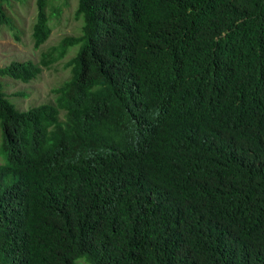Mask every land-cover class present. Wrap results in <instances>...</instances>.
Masks as SVG:
<instances>
[{"label": "trees", "instance_id": "1", "mask_svg": "<svg viewBox=\"0 0 264 264\" xmlns=\"http://www.w3.org/2000/svg\"><path fill=\"white\" fill-rule=\"evenodd\" d=\"M31 1L37 50L49 0L0 27ZM76 1L81 36L0 68L79 46L50 103L0 81V264H264V0Z\"/></svg>", "mask_w": 264, "mask_h": 264}, {"label": "rangeland", "instance_id": "2", "mask_svg": "<svg viewBox=\"0 0 264 264\" xmlns=\"http://www.w3.org/2000/svg\"><path fill=\"white\" fill-rule=\"evenodd\" d=\"M49 7L48 12L50 14L54 12L55 15L57 11H59V14L57 18L54 16L50 18L51 34L48 40L37 50L33 48L30 36V28L35 17L33 1L26 7L16 8V21L21 31L19 40H16L8 29L0 27V68L10 65L12 62L33 61L38 63L41 54L51 47L58 46L63 38L81 36L83 22L81 18L76 19L74 15L77 7L76 0H68L67 3L62 0H49ZM78 48L79 46L70 48L61 61L53 64L48 69H44L39 78L29 84L15 82L10 79H8L9 81L0 79L3 84L4 82L8 83L6 92L9 95L12 96L16 92H24L26 94L24 98L12 97L19 110H27L53 101L54 95L51 91L69 78V72L64 69V64L75 56ZM2 163L3 157L0 156V164Z\"/></svg>", "mask_w": 264, "mask_h": 264}]
</instances>
